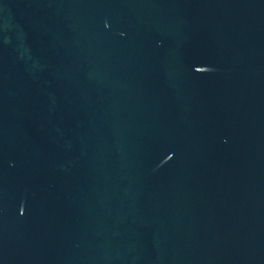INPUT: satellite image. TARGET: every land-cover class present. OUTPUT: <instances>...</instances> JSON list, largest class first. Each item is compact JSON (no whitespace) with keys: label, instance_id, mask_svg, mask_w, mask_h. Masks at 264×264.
Masks as SVG:
<instances>
[{"label":"water","instance_id":"95a60500","mask_svg":"<svg viewBox=\"0 0 264 264\" xmlns=\"http://www.w3.org/2000/svg\"><path fill=\"white\" fill-rule=\"evenodd\" d=\"M0 264H264V0H0Z\"/></svg>","mask_w":264,"mask_h":264}]
</instances>
